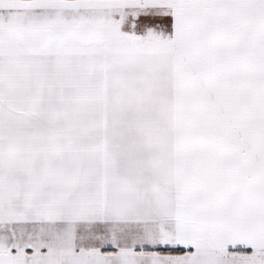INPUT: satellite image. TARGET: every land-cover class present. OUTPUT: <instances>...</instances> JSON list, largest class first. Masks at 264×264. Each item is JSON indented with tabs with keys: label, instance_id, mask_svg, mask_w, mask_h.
<instances>
[{
	"label": "snow or ice",
	"instance_id": "snow-or-ice-1",
	"mask_svg": "<svg viewBox=\"0 0 264 264\" xmlns=\"http://www.w3.org/2000/svg\"><path fill=\"white\" fill-rule=\"evenodd\" d=\"M0 264H264V0H0Z\"/></svg>",
	"mask_w": 264,
	"mask_h": 264
}]
</instances>
